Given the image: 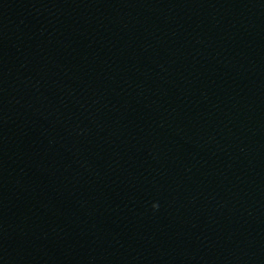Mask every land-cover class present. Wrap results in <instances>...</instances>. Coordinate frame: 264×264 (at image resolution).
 I'll return each mask as SVG.
<instances>
[{"label":"water","instance_id":"1","mask_svg":"<svg viewBox=\"0 0 264 264\" xmlns=\"http://www.w3.org/2000/svg\"><path fill=\"white\" fill-rule=\"evenodd\" d=\"M0 264H264V0H0Z\"/></svg>","mask_w":264,"mask_h":264},{"label":"clouds","instance_id":"2","mask_svg":"<svg viewBox=\"0 0 264 264\" xmlns=\"http://www.w3.org/2000/svg\"><path fill=\"white\" fill-rule=\"evenodd\" d=\"M157 206H158V205H155V204L153 205V207H157Z\"/></svg>","mask_w":264,"mask_h":264}]
</instances>
